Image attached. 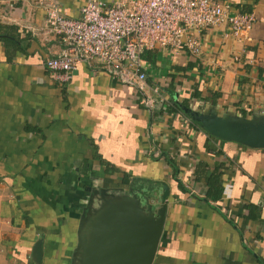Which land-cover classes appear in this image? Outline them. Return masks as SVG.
Returning a JSON list of instances; mask_svg holds the SVG:
<instances>
[{
    "label": "crops",
    "instance_id": "1",
    "mask_svg": "<svg viewBox=\"0 0 264 264\" xmlns=\"http://www.w3.org/2000/svg\"><path fill=\"white\" fill-rule=\"evenodd\" d=\"M86 1L0 0V264H81L92 194L161 196V181L153 264H264V146L195 118L264 123V0H220L255 15L250 40L221 24L197 56L145 51L144 90L95 62L70 79L44 64L62 50L45 5L76 17Z\"/></svg>",
    "mask_w": 264,
    "mask_h": 264
},
{
    "label": "built area",
    "instance_id": "2",
    "mask_svg": "<svg viewBox=\"0 0 264 264\" xmlns=\"http://www.w3.org/2000/svg\"><path fill=\"white\" fill-rule=\"evenodd\" d=\"M45 7L47 25L62 45L60 53L45 59L47 68L70 79L80 63L95 62L142 90L145 51L166 50L176 56L187 49L197 56L204 30L227 24L238 39L250 40L255 22L253 13L232 12L220 0H87L76 17L56 3ZM155 101L149 95L144 98L149 109ZM154 153L161 156L159 149Z\"/></svg>",
    "mask_w": 264,
    "mask_h": 264
},
{
    "label": "water",
    "instance_id": "3",
    "mask_svg": "<svg viewBox=\"0 0 264 264\" xmlns=\"http://www.w3.org/2000/svg\"><path fill=\"white\" fill-rule=\"evenodd\" d=\"M213 133L251 146H264V123L230 125L214 115H196ZM163 192L137 191L116 197L95 191L85 208L81 230L86 234L81 264H153L165 223L169 186ZM160 199V201L158 200Z\"/></svg>",
    "mask_w": 264,
    "mask_h": 264
},
{
    "label": "trees",
    "instance_id": "4",
    "mask_svg": "<svg viewBox=\"0 0 264 264\" xmlns=\"http://www.w3.org/2000/svg\"><path fill=\"white\" fill-rule=\"evenodd\" d=\"M0 24H1V23H0ZM2 26H3V25L1 24V25H0V28H2ZM0 36H1V35H0ZM125 180H126V178H125ZM127 181H128V180H127ZM127 181H126V182H127Z\"/></svg>",
    "mask_w": 264,
    "mask_h": 264
}]
</instances>
